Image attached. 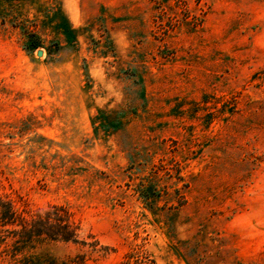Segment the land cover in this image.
<instances>
[{
  "label": "rangeland",
  "instance_id": "rangeland-1",
  "mask_svg": "<svg viewBox=\"0 0 264 264\" xmlns=\"http://www.w3.org/2000/svg\"><path fill=\"white\" fill-rule=\"evenodd\" d=\"M4 200L0 264H264V0H0Z\"/></svg>",
  "mask_w": 264,
  "mask_h": 264
},
{
  "label": "trees",
  "instance_id": "trees-1",
  "mask_svg": "<svg viewBox=\"0 0 264 264\" xmlns=\"http://www.w3.org/2000/svg\"><path fill=\"white\" fill-rule=\"evenodd\" d=\"M65 31L70 32L69 29L67 28L65 29ZM142 192H143L142 194L144 198H148L149 194L151 193L148 188L143 189ZM0 208H1L0 227L13 225L15 224L18 218H20L21 220H25L24 217L20 216L16 212V210L12 206L11 201L9 200L0 201ZM53 220L60 222V225H59L60 229L59 230L57 229V231H53V234H52L53 236H55L56 238L63 239V240H72V241L77 240L75 228L72 227V222L69 221L68 217L59 219L57 217L52 218L50 216H46V220L44 221V223L46 224V226H48L49 229L53 228L58 223V222L57 223L53 222Z\"/></svg>",
  "mask_w": 264,
  "mask_h": 264
},
{
  "label": "water",
  "instance_id": "water-1",
  "mask_svg": "<svg viewBox=\"0 0 264 264\" xmlns=\"http://www.w3.org/2000/svg\"><path fill=\"white\" fill-rule=\"evenodd\" d=\"M37 54H38V55H41V51H40V50H39V51H37Z\"/></svg>",
  "mask_w": 264,
  "mask_h": 264
}]
</instances>
